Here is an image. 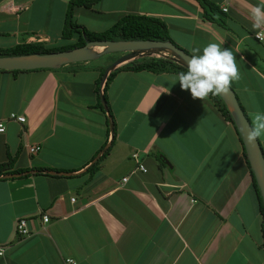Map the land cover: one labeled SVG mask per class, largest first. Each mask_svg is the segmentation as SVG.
I'll return each mask as SVG.
<instances>
[{
    "label": "crops",
    "instance_id": "1",
    "mask_svg": "<svg viewBox=\"0 0 264 264\" xmlns=\"http://www.w3.org/2000/svg\"><path fill=\"white\" fill-rule=\"evenodd\" d=\"M210 1L224 26L204 19L197 0H98L74 5L72 16L101 30L124 13L155 15L191 53L200 49L193 55L224 42L240 73L230 87L252 125L264 113V41L248 16L259 0ZM66 3L0 0V47L57 45ZM103 53L0 70V162L9 154L11 168L30 170L0 173V264H264L256 191L233 124L167 71L118 70L107 109L99 106L95 80L103 69L99 90L120 64L90 62ZM258 141L264 152V135ZM19 217L31 218L25 235L13 231Z\"/></svg>",
    "mask_w": 264,
    "mask_h": 264
},
{
    "label": "trees",
    "instance_id": "2",
    "mask_svg": "<svg viewBox=\"0 0 264 264\" xmlns=\"http://www.w3.org/2000/svg\"><path fill=\"white\" fill-rule=\"evenodd\" d=\"M96 1L98 0H67L64 15H63V22H62V26L60 29V37L62 40H64L63 43H60L58 45H45L41 41H37V40L17 42L11 46L0 47V55H22V54L42 53V52H47V51H52V50H57V49L71 48V47L83 44L84 40H90V39H128V38H134V39L143 38L144 39L145 38V39H163V40L165 39V40H170L173 43H175L169 36L167 27L164 21L160 17L155 16V15H149V14H144V13H133V12L124 13L120 15L109 26L101 30L88 29L84 25L74 21L73 16H72V7L74 5H82L86 7H91ZM197 1L203 9L202 17L204 19L211 21V22H216L221 26L225 25V15L214 2L210 0H197ZM71 38L72 39L74 38V39L71 40ZM175 44L178 45L177 43ZM184 50L190 53L186 49ZM45 68H48V67H45ZM29 69H33V68H29ZM122 69H133V70L147 69V70H150L156 73L167 71V72H173L176 74H178L179 72L187 71V67L183 63L178 62L171 56L154 55V54H143L139 56H132L127 61H124L118 64L117 66L113 67L112 69L108 71V73L106 74L104 78V81L102 84V92L100 95L98 92V87H99V82H100L101 74L103 70L101 69L99 75L97 76L95 80L94 90L98 97L101 96L102 99H104V106L106 109L108 106H107V101H106L105 90L108 86V83L114 76V74L118 70H122ZM0 70H9L12 72H16V71L25 70V69L0 68ZM208 97L214 103L217 109L220 111L222 116L225 119L229 120L233 124L236 130L235 124L232 120L231 113L227 105L221 99V97L219 95L212 96L211 94ZM236 98L238 100V104L240 105L244 115L246 116L247 120L250 122L237 95H236ZM97 104L103 107V104L101 103L99 99L97 100ZM111 122H112L111 132L113 135L115 127H114L113 121ZM241 150H242L241 153H242L245 165L248 168L252 184L256 191L258 208L261 214L260 230L263 236L261 247L264 249L263 204L261 201V197L259 195L258 188L255 183L252 171L249 167V163L246 158L243 146L241 147ZM261 150H262V147H261ZM103 154H104V151L100 153V155L95 159V161H93L92 163L88 165L87 170L89 172L95 169L97 162L100 160ZM263 156H264V152H263ZM12 161H13L12 156L8 154L6 156V160L0 162V173L2 174L8 173L12 175L14 173L28 174L30 172V170L28 169L25 170V168H11Z\"/></svg>",
    "mask_w": 264,
    "mask_h": 264
},
{
    "label": "water",
    "instance_id": "3",
    "mask_svg": "<svg viewBox=\"0 0 264 264\" xmlns=\"http://www.w3.org/2000/svg\"><path fill=\"white\" fill-rule=\"evenodd\" d=\"M91 45L103 46L99 53L106 51H126L125 54L116 58L111 64L127 61L132 56H139L137 55L139 50L166 49L171 53V57L183 63L186 67L187 58L192 56V54L186 52L182 47L165 39H90L84 40L83 44L71 48L22 55H0V68L29 69L50 67L65 61L86 60L93 56L87 50ZM99 94L101 95V89H99ZM219 96L231 113L232 120L239 134L249 167L258 188L264 211V156L259 141L258 139L255 143H249L247 141V133L252 126L238 104L234 90L230 87L226 94ZM100 100L105 108L104 100L101 96Z\"/></svg>",
    "mask_w": 264,
    "mask_h": 264
},
{
    "label": "clouds",
    "instance_id": "4",
    "mask_svg": "<svg viewBox=\"0 0 264 264\" xmlns=\"http://www.w3.org/2000/svg\"><path fill=\"white\" fill-rule=\"evenodd\" d=\"M248 16L253 29L256 30L257 38L264 41V0H259L256 5H250ZM223 43H208L203 48L202 54H194L187 58V71L179 72L173 78L174 84L179 81L182 90H190L193 99L202 101L210 94L212 96L226 94L232 82L240 79V73L235 56L231 50L222 49ZM192 51L199 53L200 49ZM102 84L99 88L101 92ZM262 135H264V113L256 112L253 114L252 127L247 133V141L255 143Z\"/></svg>",
    "mask_w": 264,
    "mask_h": 264
},
{
    "label": "built area",
    "instance_id": "5",
    "mask_svg": "<svg viewBox=\"0 0 264 264\" xmlns=\"http://www.w3.org/2000/svg\"><path fill=\"white\" fill-rule=\"evenodd\" d=\"M222 9H225V7H222ZM256 35V33H255ZM8 118H15L16 120L18 121H22L24 120V116L22 114H14V113H10L9 115H7ZM4 127V124L2 122V120H0V130H2ZM38 145H35V144H31V145H28V150L29 151H35L38 149ZM132 157L136 158L137 157V153L136 152H133L131 154ZM136 167L138 169H141V170H144V166L141 162H137L136 163ZM125 179V176L122 177V180ZM71 200H73V197L71 196L70 197ZM31 218H25V217H19L18 219H16L14 221V226H13V231L16 233V234H19V235H25L27 233L30 232L29 228H28V220H30ZM41 219L43 221H46L48 219V215L46 213H42L41 214ZM2 252V249L0 247V253ZM65 262L66 264H72L74 261L71 257H66L65 258Z\"/></svg>",
    "mask_w": 264,
    "mask_h": 264
},
{
    "label": "rangeland",
    "instance_id": "6",
    "mask_svg": "<svg viewBox=\"0 0 264 264\" xmlns=\"http://www.w3.org/2000/svg\"><path fill=\"white\" fill-rule=\"evenodd\" d=\"M169 36L171 37V39L177 43L179 46H181L183 49H186L187 51L191 50L188 48L186 42H183V40H181L180 38H178L175 33H168ZM174 38V39H173ZM74 39V38H73ZM71 38V40H73ZM63 40L61 38H57L55 40V43L58 45V43L60 44L63 43ZM184 41H186L184 39ZM94 48H98L102 50V47H94ZM156 50V51H155ZM159 50V51H158ZM151 51V52H150ZM126 51H106L105 53L101 54L100 56H98V58L96 59H90V62H99L101 64H107L110 61L114 60L115 58H118L119 56H122L123 54H125ZM193 53V52H192ZM191 53V54H192ZM141 54H156V55H161V54H165V55H169L171 56V53L169 51H167L166 49H153V50H139L137 52V55H141Z\"/></svg>",
    "mask_w": 264,
    "mask_h": 264
},
{
    "label": "bare ground",
    "instance_id": "7",
    "mask_svg": "<svg viewBox=\"0 0 264 264\" xmlns=\"http://www.w3.org/2000/svg\"><path fill=\"white\" fill-rule=\"evenodd\" d=\"M94 47H102L103 46H99V45H91L88 47V52L91 54V55H95L97 54L101 49H98V48H94ZM156 51V50H155ZM159 51V50H158ZM151 52V51H150Z\"/></svg>",
    "mask_w": 264,
    "mask_h": 264
}]
</instances>
